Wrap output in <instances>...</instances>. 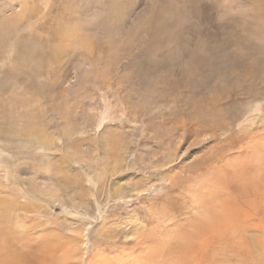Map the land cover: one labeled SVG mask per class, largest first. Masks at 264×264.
I'll return each instance as SVG.
<instances>
[{"label":"rangeland","instance_id":"obj_1","mask_svg":"<svg viewBox=\"0 0 264 264\" xmlns=\"http://www.w3.org/2000/svg\"><path fill=\"white\" fill-rule=\"evenodd\" d=\"M131 2L132 16L114 9L113 16L104 17L115 0H0V132L5 129L10 134L0 133V190L22 199L25 189L31 194L46 186L34 176V165L68 153L76 160L107 167L97 173L104 172L112 181L111 216L123 224L125 215L135 211L144 224L143 239L150 243L164 238L163 228L170 222H179L173 241L192 236L212 239L220 249L226 243L264 245V91L260 101L246 105L240 100L232 117H208L210 128L206 123L205 128H197L194 118L191 122L179 115L173 125L184 122L185 129L178 127L165 134L158 116L172 115V103L144 106L148 95L135 78L137 69L129 65L148 47L149 37L135 31L143 26L135 17L145 13L141 3L149 1ZM234 12L244 13L240 9ZM117 18L126 23L118 26ZM160 72L161 77L168 74L165 69ZM180 95L175 91L169 99ZM27 123L44 129L42 133L53 144L51 152L29 147L27 139V147L18 142ZM20 159L31 161L33 168L14 169ZM149 165H157L156 170H148ZM5 171L13 177L14 187ZM184 213L189 215L185 221ZM93 217L97 218L95 213ZM100 248L110 258L122 253L114 252L113 245L101 244ZM235 250L229 253L244 252ZM229 253L226 255L234 256Z\"/></svg>","mask_w":264,"mask_h":264},{"label":"bare ground","instance_id":"obj_2","mask_svg":"<svg viewBox=\"0 0 264 264\" xmlns=\"http://www.w3.org/2000/svg\"><path fill=\"white\" fill-rule=\"evenodd\" d=\"M147 1L141 3L145 5V13H137L135 17L140 19L143 26L137 27L135 31L138 35L148 36L150 40L148 47L134 56L129 65L134 66L135 71L137 69L135 78L141 81V87L148 95L147 100L144 98V106L162 107L158 101L172 103L175 110L172 115L159 113L158 116L163 121L160 128L165 134L178 127L185 129L184 122L180 126H177L178 123L173 125V119L179 115L191 122L194 118L197 128H205L208 117H232L240 100L246 101L248 105L262 99L259 96L264 91V0H228L226 4H222V0ZM79 3L77 5L81 6ZM123 4L126 6L123 7ZM132 6L131 0H115L109 5L111 12H107L104 17L113 16L114 9L117 12L123 10L125 16H132ZM237 9L244 13L235 14ZM116 20L118 26L126 23L124 18ZM162 69L167 71L166 77L160 76ZM175 91L181 93L180 97L169 99ZM184 92L189 95H182ZM221 103H224L223 106ZM224 105L228 108H223ZM179 107H183L180 113ZM209 123H206L208 128ZM193 125L192 128H195ZM34 127L27 123L22 134L19 133L25 138L19 136L18 142L27 147V139L31 144L29 147L38 146L41 151L51 152L53 144L48 143L42 133L44 129ZM0 133L3 136L10 135L5 129ZM187 133L192 134V131ZM12 143L15 145L13 140ZM14 145L11 144V147ZM1 151L4 153L5 150ZM65 155L57 160L39 161L36 165L21 159L13 164L14 169L34 165V168L30 166L36 171L34 176L44 180L46 186L39 187L31 194L25 189L22 199L0 190V264H264V245L257 242L239 247L226 243L220 249L212 239H196L192 236L173 241L178 235L176 231L180 229L179 225L176 226L178 221L174 224L170 222L169 226L163 228L164 238L161 237L157 244L150 243L143 239L144 224L134 214L135 211L125 215L123 224L111 216L109 201L114 194L109 184L112 181L104 172L97 173L107 167L105 169L104 164L91 160H76L68 153ZM62 156L59 154V157ZM156 167L149 165L148 170H156ZM9 171H5V175L14 187ZM58 209L59 214L56 213ZM161 212L159 214H163ZM184 216L183 221L189 219L187 213ZM98 244L113 245L116 247L114 252L120 250L122 253L110 258L105 248L98 247ZM235 248L244 252L229 253L236 251ZM209 249L211 254L208 253ZM214 250L215 255L212 254ZM219 251L223 252L222 255L218 254Z\"/></svg>","mask_w":264,"mask_h":264}]
</instances>
